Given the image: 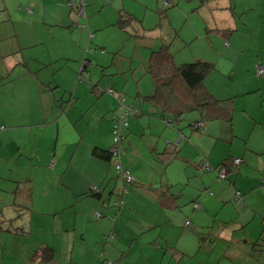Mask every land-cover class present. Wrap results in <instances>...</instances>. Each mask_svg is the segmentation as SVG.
<instances>
[{
    "label": "crops",
    "instance_id": "1",
    "mask_svg": "<svg viewBox=\"0 0 264 264\" xmlns=\"http://www.w3.org/2000/svg\"><path fill=\"white\" fill-rule=\"evenodd\" d=\"M140 1L145 5V8H149L156 6L155 1L157 3L160 0ZM166 1L164 12L176 5L179 6L181 2V0ZM192 1L194 3L190 5L188 10L195 11L197 19L202 20L201 31H198V27L196 28L197 37L206 36L209 40L208 44L212 45L214 50L215 47L217 48L218 51L214 53L219 57L226 56L231 60L230 57L233 58L234 53H238L230 61L229 70L233 75L236 74V67L238 68L239 65L246 67V70L238 68L239 75L244 76V78L246 75H254L255 72L257 74L258 66L264 69V0ZM115 3L123 9H120L118 14L121 12L125 16L131 15L124 11L125 9L130 12L132 9L130 6H125L123 0H114L112 5L115 8H120ZM84 4L86 7L84 0H43L45 8L41 17L45 22L41 24L47 27L43 30L46 32L58 30L61 34L66 35L72 24L84 23L86 25L85 29L88 28L89 36H91V25L86 21L85 8V19L84 16L77 13L78 8L84 6ZM39 5L40 3L37 7ZM107 7L110 8L109 5ZM2 10L7 11V5L4 1L0 7V11ZM29 11H21L23 18L28 19L31 24L37 23L36 20L40 12L36 13L34 4ZM7 20H12L11 14L0 17V52L3 56L12 54L11 50L5 49L6 45L7 47L12 46L7 44V38L12 36L21 37L18 46L22 49L37 47L42 44L39 35L32 28L20 34L14 30L13 33L7 35ZM133 20L134 17L132 16L131 21ZM23 22L27 23L26 21ZM255 23H257V26H255ZM27 25L30 24L27 23ZM68 33H70V30H68ZM78 34L80 35L79 41L75 44H78L76 45L78 51H82V44L79 43L82 42V39H86L87 35L82 34V31H79ZM71 44H73V40ZM47 53L49 56L47 59L45 57L44 60L34 57L32 54L27 55V58L30 60L35 58L36 62L40 64L48 60L52 62L55 59L64 58L63 54H60V57H52L50 51ZM80 56L79 54L78 57ZM200 59L208 60L206 57ZM30 60L27 61L26 66L30 64ZM76 60L73 57H67L63 63L77 62ZM212 63H214L216 69L218 62ZM56 64L58 65L59 62ZM146 64L144 65V77L149 75L146 72ZM61 73L59 76H63ZM207 76L204 79L206 88L216 98L226 99L229 94L223 96L215 91ZM258 77H260V80L254 83L253 80H248L247 83L243 81L244 84L241 85L238 92H242V90L247 94L259 92L260 100L263 99L260 105L263 106L264 75ZM74 78L75 74H73V80ZM115 79L110 77L109 81L100 82L102 84L101 91L98 88L91 90L88 84H82L84 86L77 92V81L72 91L64 89L65 92L71 93L69 98L72 102L66 108L59 107L53 113L52 122L56 125L57 132L56 135L54 133L49 134L50 138L44 137L45 123L40 120L37 108L25 109L23 114L15 116L10 111V106L7 107V128H5L7 133H11L12 130L17 128L25 129V131L35 129L33 139L28 138L24 142H20L19 135L11 137L17 142V150H21L25 156H33L38 167L42 166V171L32 172L25 179L16 177L14 180L17 183L11 181L14 178L13 175H7L11 179L8 182L6 179L5 184L0 185L5 190H12L16 193L15 201L13 203L7 202V212L0 209V223L3 228H7L6 232H0V264H28L27 261L31 251L40 245H47L54 250L55 264H99L102 262L109 264L107 260H115L117 264H163L168 251H171V249L177 251L179 258L192 256L207 241L212 242L213 237L226 238L225 236H233L225 229V225L228 224H234L235 231L241 230L236 241L247 244L248 253L261 250L264 247V239L261 238L264 225V208L260 204L252 202V199L256 194L264 202V160H259L261 155L264 154V115L259 114L260 118L253 116L255 120L252 119L248 135L245 136V133H236L232 126L234 111L230 104L232 122L228 124L222 121L225 126L223 128L218 127L220 130H231L236 139L243 141L242 145H238L236 149L234 148L236 151L231 149L230 154L225 157L240 158L242 163L240 165H230L227 177L224 179L227 181L226 184L217 178L215 171H204L202 165H200L202 161H206L210 166L216 167L225 159L218 156L213 157L215 143L210 148L211 143L208 140L205 139V142L201 140L202 135L206 134H209L212 138L218 136L220 130L215 132V125L209 126L206 123L207 125L203 126V128L205 127V133L197 136H193V133H199L200 131H196L192 127H189L190 132L189 129L184 130L182 121L178 125H169L166 121L158 118L162 113L159 106L149 104L151 106L148 107L143 100L141 101L142 96L153 90L151 77L149 80L151 90H145L139 84V78H136L133 79L136 81V88L129 91L130 93H126L129 90L125 87L127 82H123L119 78V81L117 80L115 84ZM232 80L236 82L233 77ZM116 90L119 92L117 95L115 94ZM236 92V90L233 91L234 98L242 95L241 93L236 95ZM105 93L113 98H107ZM132 93L136 96L134 101L127 99L128 94ZM119 94L125 95V103H130L139 114L128 117L127 127L122 128L120 139L122 141L119 142L121 153L118 163L121 168L131 172L133 182L144 181L145 179L141 178L149 175L151 178H159L158 184H160V186H157L156 194L151 192L145 194L142 192L143 188L141 187L128 188L126 185L127 193L124 197L125 204L123 206L126 216L123 211L116 212L114 208H102L100 200L93 197L78 198L91 186H97L104 190V193H107L113 185L118 187L122 185V182L114 179L112 173L113 161H104L92 154L95 147L108 150L113 146L112 130L115 124L114 117L117 114L115 110L110 109V104L112 103L113 107V104L116 103L114 96L117 97ZM99 97L103 99V104L97 101ZM139 99L141 102L137 103ZM232 104L234 106V103ZM92 106L97 107L98 114L96 117L98 121L106 124L104 128H96L91 135L95 116L87 118L86 116L83 117V113L89 112ZM111 111L114 112L112 118L109 114ZM150 113L157 117V122L154 124L149 121L148 125H157V128H151L145 133V130L142 129L146 125L145 119L148 116L146 114ZM68 114L72 122L74 119L84 118L85 126L76 128L79 135L78 137H72H75V141L72 142V139L71 142L60 144L61 122L69 118ZM190 117L189 120H193L196 116ZM189 120H187L188 125ZM66 121L64 120L63 125H68ZM1 122L5 124L4 120H1ZM4 130H2V133ZM124 138L125 140H123ZM137 139H140L141 142H136ZM167 140L174 142L173 147L178 149H172L169 146L171 143ZM186 141H191V143L188 144ZM29 146L32 151L29 150ZM60 146H62V151ZM169 149L176 152V154L163 160L161 158L162 154L170 151ZM0 156L2 157V155ZM189 164H194L201 174L199 175L193 167H189ZM168 169L173 172L174 176L171 178L169 175L172 172H168ZM189 169L193 176L200 179L203 186L202 194H191L189 197V200L193 203L191 205L192 211L198 212L201 217V213L207 214L208 217L216 216L221 205L222 208L228 207L226 202L229 203V197L233 194V201L234 197L236 201H234L235 204H231V202L228 204L230 210L237 213L240 210L241 212H250L252 216L243 221L239 218L231 219L230 223L220 221L219 224L222 227L220 229L202 222L193 212H191L193 214H189L182 211L180 203L184 201H179L181 194L178 192L181 189V184L187 182ZM35 178L40 179V184L37 186L34 181ZM143 181L141 184L139 183L140 186L144 185ZM153 185V183L149 184L150 191L156 190ZM34 188L37 193L36 197ZM227 192L229 195L225 197L224 195ZM236 192L240 193L239 199H236ZM217 201H219V206L216 207L215 203ZM194 202H197L199 207H195ZM11 205L16 206L15 209L24 212L27 210L28 214L23 216V213H13L12 208L9 207ZM138 207L141 208L138 209ZM97 211H100L103 217L96 220L93 213ZM188 214L193 221L186 224V221H189L187 219ZM11 219H15L13 224L16 227L21 226L23 228L26 232L24 235L12 233V228L8 226ZM164 227L179 229V236L173 239L172 236L165 233ZM112 231L116 232L115 238L106 241L105 234ZM181 237L184 242L181 246H178ZM240 251L241 253L233 258L234 264H243L241 259L245 255V252L242 254L245 250L240 249ZM153 258L162 260L154 263Z\"/></svg>",
    "mask_w": 264,
    "mask_h": 264
},
{
    "label": "rangeland",
    "instance_id": "2",
    "mask_svg": "<svg viewBox=\"0 0 264 264\" xmlns=\"http://www.w3.org/2000/svg\"><path fill=\"white\" fill-rule=\"evenodd\" d=\"M3 1L7 5V11H0V17H4L5 15L7 16L8 14L12 15V20H7V35L13 33L14 30L20 34L32 28L39 35L40 43H42L40 44L41 46L38 45L37 47L30 48L25 47L22 49L18 46L19 41H21V37L12 36L7 38V44L12 46H5V49L8 48L9 51L11 50L12 54L10 56H2L3 54L0 52V78L10 76V82L0 86V123L1 120H4L6 126L7 107L10 106V111L15 116H20L23 114L25 109L30 110L34 107L38 109L37 114L39 115L40 120L45 123L46 130L44 137L50 138L49 134L51 135L53 133L56 135L57 128L52 122V115L59 108V104L64 106V103H61L59 100L62 97L63 99H67L69 97L68 93L70 92H65L64 95L61 96V92H63L62 90L65 89L67 91L69 89V91H72L76 81L78 82L77 92H79L84 85H87L88 81H90L93 85L100 86L98 89L101 91L102 84H100V82H107L110 80V77L116 78L115 84L117 83V80L119 81V78L121 81L127 82L125 87L129 90H127L126 93H130L129 91H133V89L136 88V81L133 80L136 78H139V84H141L145 90H151L149 81L150 76L147 75L144 77V65L147 63L151 51L157 50L163 43L169 44L170 52L173 55L174 62L176 64L202 60L200 59L202 57H206V59H208L204 61L218 62L216 69L209 74L207 78L212 87L219 94L223 96L229 94L226 99H230L229 102L234 111L233 122H231L236 133H245V136L248 135L249 125L252 119L255 120L253 116L260 118L259 114L264 115V101L262 102L263 106H261L260 103L263 99L260 100L258 95L259 92L256 91L252 94H247L244 90H242V92H238V89L245 81L247 83L248 80H253L254 83L260 80V77L257 76L256 72L254 75H246V79L244 76H240L238 68H240V70H246V67L241 65H239L238 68L236 67V74L233 75L229 70L231 64L230 61L233 60L238 53H234L233 58L230 57L231 60H229L226 56L219 57L215 54L216 51H218L217 48L215 47L214 50V47L208 44L209 40L206 36L197 37L196 28L198 27V31H201L202 20L197 19L195 11L188 10L190 5L194 3L192 0H181L179 6L176 5L173 8L167 9L165 12V4L163 0L157 1V3L155 1L156 6L149 8H145V5L142 4L140 0H123L125 6H130L132 9L130 12L125 9L124 11L134 17L131 24L127 25L125 28L119 27L116 24L119 16L118 11L123 9L116 3L115 4L120 8L113 7L112 5L114 0H84L86 3V21L91 25V36H89L88 28L85 29L86 25L84 23L72 24L71 29H68L70 30V33H68L67 30L66 35L61 34L58 30H53L51 32L44 31L43 29H47V27L42 26L41 24L45 22L41 17L45 8L43 0H0V7L3 4ZM39 3L40 5L37 7ZM33 4L35 5L36 13L40 12V14L37 17V23L31 24L28 19L23 18L24 16H22L21 11L24 10L25 12H30L29 10L32 9ZM108 5L110 8L107 7ZM83 18L85 19V16ZM23 21H26L30 25H27V23H24ZM255 26H257V23H255ZM79 31H82V34L85 36L87 35L86 39H82V42L79 43L82 44V51H78V46L76 47L78 44H75L79 41ZM213 39L215 38L213 37ZM72 40L75 46L71 44ZM49 51L51 52L52 57H60L59 55L63 54L64 58L55 59L53 62L48 60L46 62H42L41 64L37 63L35 58H31V60L27 58V55L32 54L34 57H39L41 60H44L45 57L47 59L49 56L47 53ZM79 54L81 55L80 57H78ZM67 57H73L74 59H77V62L73 61L67 64L63 63ZM29 60L30 64L27 65L28 69H26L24 64L21 62L25 61L27 63ZM57 62H59L58 65L56 64ZM82 64L87 65V69L80 74L79 72ZM10 65L13 66L11 67ZM60 73L63 76H59ZM73 74H75L74 80ZM232 77L236 82H233ZM56 83L60 84L59 89H54ZM49 87L54 90H51ZM93 89L95 88L91 85V90ZM235 90L238 92H236V95H239L240 93L242 95L234 98L233 91ZM7 92H9L10 95H8ZM122 92L124 93V90ZM118 93V90H116L115 94L117 95ZM105 96L107 98H113L108 93H105ZM114 98L116 103L113 104V107L111 103L110 109H112V111L115 110V113L119 114L120 111L122 112V109L118 107V102L115 96ZM135 98V94H128V100L134 101ZM143 98L144 96H142L141 101L143 100V102H145ZM53 99H57V101L54 102ZM97 101L102 104L104 102L101 97H99ZM141 101L139 99L137 100V103ZM232 103H234V106ZM126 104L130 105L128 102H126ZM145 104L148 107L151 106L148 102H145ZM112 111L109 113L111 114V118L114 113H112ZM97 114L98 110L96 106H92L89 112L85 114L83 113V117L86 116L88 118L93 115L95 116L93 120L94 127L91 128V135L95 132L96 128H104L106 124L105 122L100 123L98 121L96 117ZM158 114H160V112H158ZM146 115H148L145 119L146 125L142 129L143 131L145 130V133L151 128H157V125H148L149 121L155 124L157 122V117L151 113ZM190 116H197V113L188 112L183 115L181 123L184 125V130L189 129V126L186 125H188L187 120L191 118ZM68 117V119H64L67 120L66 122H68V125H63L64 120L61 122L59 138L60 144L63 142H71L72 139V142L75 141V137H72H78L79 135L76 128L85 126L84 118L74 119L72 122L69 114ZM130 117H132V115H130L129 118ZM158 118L162 120L160 117ZM122 122H120V124ZM207 124H209V126L215 125V132L220 130L218 126H220V128L225 126L222 121L211 120L207 122ZM34 130L35 129H32L30 131V129H28V131H25V129L23 130L22 128H17L12 130L11 133H7V129H5L3 133L0 131V155H2V157L0 156V185L5 184L7 175H13L14 177H21L22 179H25V177L30 176L32 172L42 171L41 164H39L41 167H38L35 162L36 159L33 156H25L21 150H17V142L11 137L19 135V141L24 142V140H27L28 138H34ZM188 131L190 132V129ZM204 133L205 127L202 128L199 133H193V136ZM215 137L216 138H212V136L206 134L202 135L201 140H204V142L205 139L208 140V142L211 143L210 148H212L215 143L213 148V157L218 156L221 157V159L230 154L231 149L236 151L234 148L236 149L237 146L242 145L243 142L236 139L231 133V130L229 131L228 129L220 130L218 136ZM114 139L115 138L113 137L112 144H114ZM123 140H125V138ZM167 141L171 143L169 146L172 149H178L177 147H173L174 142L170 140ZM136 142H141V140L137 139ZM186 142L188 144L191 143V141ZM60 149L62 151V146H60ZM29 150L32 151L30 146ZM169 150L170 151L165 154H162L161 158L163 160L167 159L166 157L171 158L176 154V152H173L171 149ZM259 160H264V154L261 155ZM189 167H193L199 175L201 174L200 170L196 169L194 164H189ZM168 170V172L171 171V169ZM112 173L114 175V179L123 182L122 177L113 168V164ZM169 176L170 178L173 177V172ZM141 179L145 180L127 184L128 188L141 187L143 188L142 192L145 194H150V192L156 194L157 186H160V184H158L159 178H151L147 175ZM34 181L36 182V186L40 184L39 178H35ZM142 181L144 185L140 186ZM186 181L187 182L181 184L180 191L178 190V193L181 194L179 201H184L180 203L181 210L184 212L186 211L189 214L195 213L202 222L208 223L212 227L214 226V228L219 227L221 229L222 227H220L221 225L219 224L220 221H227V223H230L231 219L235 218H239L243 221L252 216V213L250 212H241L240 210V212L237 213L234 212V210H230L231 208L228 204H230V202L231 204H235L234 201H236L235 197L233 201V194H231V197H229V203L226 202L228 207L222 208L221 205L216 216L208 217L206 216L207 214L201 213V217L200 214L198 215V212L192 211L191 205H193V203L189 200V197L191 194H202L201 192L203 191V186L200 183V179L193 176L190 169L189 177ZM222 182L227 184V181L225 180H222ZM150 183L154 184L153 187L156 188L155 191H150ZM232 191L234 192L233 187ZM34 192L36 197L37 193L35 188ZM228 195L229 193L227 192L224 196L228 197ZM15 197L16 193L14 191L5 190L0 186V209L7 212V202L13 203L15 201ZM252 202L260 204L264 208V202L260 200L256 194L253 196ZM215 204L216 207L219 206V201ZM9 207L12 208L13 213H23V210L14 209V207H16L14 205ZM140 208L141 207H138V209ZM189 214L187 215V219L189 222H192L193 220ZM225 229L229 233H232L233 236H225L226 238H217L212 236V242L207 241L204 246L199 249L197 253L192 254V256L179 258L176 253L177 251L175 252V250L171 249V251H168L163 264H234L233 258L241 253L240 249L245 250L242 252V254L245 252V255L241 259V263L264 264V247H262L259 251L254 250L248 253V245L236 241L237 235H239L238 233L241 230L238 229L235 231L234 224L225 225ZM164 231L172 236L173 239H176L180 234V230L176 228L170 229V227H164ZM183 242L184 240L181 237L178 246H181ZM161 260L162 259L159 258L152 259L154 263H158L159 261L161 262Z\"/></svg>",
    "mask_w": 264,
    "mask_h": 264
},
{
    "label": "trees",
    "instance_id": "3",
    "mask_svg": "<svg viewBox=\"0 0 264 264\" xmlns=\"http://www.w3.org/2000/svg\"><path fill=\"white\" fill-rule=\"evenodd\" d=\"M84 8H85V4H84ZM131 19H132L131 15L125 16L120 12L116 24L119 27L125 28L127 25L131 24L132 22ZM21 63L24 64L26 69H28L25 61H22ZM86 69H87V65L83 64L79 73L81 74ZM214 69H215L214 63L204 60H197L193 62L176 64L174 62V57L170 52L169 44L163 43L160 45V47L157 50L151 51V54L148 58V62L146 64V72L149 74V76L153 81V90H151V92L145 95L143 99L145 102L159 106L162 112L160 114V118L172 126L178 125L182 120L183 115L188 112L197 113V116L193 120H189V125H188L189 127L194 128L196 131H200L203 128V126L211 120H216V121L219 120L229 124L232 121V109L230 108V102H229L230 99L216 98L204 85L205 77ZM9 78L10 76L1 77L0 86L9 83L10 82ZM58 84L56 83L54 89L60 88V84L59 85ZM91 85L95 88V90L98 88L96 85H93L90 81H88L89 88H91ZM62 91L63 92H61L62 93L61 96H63L65 93L64 90ZM109 93L113 94V92L111 91H109ZM7 94L10 95L9 92H7ZM68 94L70 97L71 93ZM69 97L67 99H63L62 97L59 101L61 103H64V106H61V104H59L58 107L66 108L67 106H69V104H71L72 102ZM119 97L124 100V106L125 107L130 106L132 107V110L127 113L126 115L127 118L125 117L126 118L125 121L120 124L119 126L120 131L118 133L115 131V126L118 123V121H123L121 120L122 119L121 116L122 113L125 112L122 109L123 106L120 105V102L118 100ZM116 99L118 102V107L122 109V112L120 111V113L114 117L115 124L113 125V130H112V135L115 138L114 144H112L113 146L108 150H102L96 147L93 148L92 150V154L97 158L102 159L104 161H113V166L118 163L120 158L121 149L119 146V142L121 139L122 128L127 127V119L130 115L134 116L139 114V112H137L133 106L127 105L125 103V99L123 95L119 94L116 97ZM53 101L55 102L57 101V99H53ZM5 128H7V126L4 123L2 124L1 122L0 131L4 130ZM235 159H240V158H232V156H229L228 158L222 160L220 164L217 165L216 167L210 166V164L206 161H202V163L199 164L202 165V169L204 171L207 170L215 171L217 173V178H218L219 170L225 169L226 177H227V173L229 172L231 164L234 166V165H240L242 163V159H240V162L236 164L234 162ZM204 164H206L207 167L203 168ZM114 169L123 179L122 187L113 185L114 187L112 186L107 193H104V190L100 189L99 187L91 186L85 193L79 195L78 198L80 199L83 197H93L94 199L100 200L102 208H114L116 212L123 211V213H125L126 211L123 209V206L125 204L124 197L127 193V189L125 186L127 184H131L134 181V179H132L131 181H127L123 177V172L127 171L126 169L121 168L120 170H118L116 169L115 166ZM10 179L11 178L7 177V181H9ZM14 179H16V177L12 178L11 181H13V183H17V181ZM195 203L197 202H194V204ZM15 208L16 207H14V209ZM26 214H28V211L27 210L26 212L23 211L22 215L24 216ZM93 214L96 220L101 219L103 217V214L100 211L94 212ZM14 220L15 219H11V221L8 223V226L11 227L13 230L12 233L15 235H24L26 232L23 230L21 226L16 227L13 224ZM188 223L189 221H186V224ZM6 231L7 228H3V225H1L0 223V232H6ZM115 233L116 232L113 231L107 232L105 234V240L109 241L110 239L115 238L116 235ZM261 238L264 239V225H263V232ZM107 262L109 264H117L115 260L114 261L107 260ZM27 263L55 264V252L51 247L47 245H40L31 251ZM99 264H104V263L102 262Z\"/></svg>",
    "mask_w": 264,
    "mask_h": 264
},
{
    "label": "built area",
    "instance_id": "4",
    "mask_svg": "<svg viewBox=\"0 0 264 264\" xmlns=\"http://www.w3.org/2000/svg\"><path fill=\"white\" fill-rule=\"evenodd\" d=\"M163 2H164V4H166V0H163ZM77 13H78L80 16H84V6L79 7L78 10H77ZM257 74H258V76H263V75H264V69H263V67L258 66ZM118 100H119V102H120V105L123 106V107H122L123 111H125V112L122 114V116H121V117H122L121 120H123V122H124L127 113L130 112V111L132 110V107H130V106H126V107H125V106H124V100H123L122 98L119 97ZM120 122H122V121H118V123H117L116 126H115V131L118 132V133H119V131H120V127H119V126H120ZM234 162H235L236 164H238V163L240 162V159H235ZM115 167H116V169H118V170L121 169V165H120L119 163H117V164L115 165ZM205 167H207L206 164L203 165V168H205ZM123 177H124L127 181H131V180L133 179V177H132V175L130 174L129 171H125V172H123ZM218 179H220V180H224V179H226V172H225V169L219 170V173H218ZM239 198H240V193H239V192H236V199H239ZM194 206H195V207H198L199 204H198V203H195Z\"/></svg>",
    "mask_w": 264,
    "mask_h": 264
}]
</instances>
